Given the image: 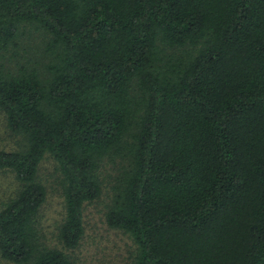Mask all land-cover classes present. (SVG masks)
I'll return each instance as SVG.
<instances>
[{"label":"trees","instance_id":"trees-1","mask_svg":"<svg viewBox=\"0 0 264 264\" xmlns=\"http://www.w3.org/2000/svg\"><path fill=\"white\" fill-rule=\"evenodd\" d=\"M48 62L8 67L26 28ZM0 108L23 149L0 150L20 189L0 208V255L74 264L84 205L120 164L107 212L135 264H264V0H0ZM62 174L50 246L39 165Z\"/></svg>","mask_w":264,"mask_h":264},{"label":"rangeland","instance_id":"rangeland-1","mask_svg":"<svg viewBox=\"0 0 264 264\" xmlns=\"http://www.w3.org/2000/svg\"><path fill=\"white\" fill-rule=\"evenodd\" d=\"M49 35L40 29L28 26L17 44L6 53L4 63L11 68L21 65L35 66L43 70L48 62L45 44ZM23 135L8 127L5 112L0 108V150L14 151L25 147ZM120 164L104 163L103 191L95 200L84 205V234L74 249H65L74 264H135L137 243L133 236L107 221V212L113 198V186ZM38 175L46 186L47 198L41 208V231L50 246L64 249L57 239L59 227L65 218V202L62 174L57 161L48 153L39 165ZM20 189L15 173L0 168V208ZM0 264H16L0 255Z\"/></svg>","mask_w":264,"mask_h":264}]
</instances>
